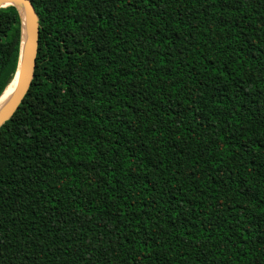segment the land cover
I'll list each match as a JSON object with an SVG mask.
<instances>
[{"label":"trees","instance_id":"obj_1","mask_svg":"<svg viewBox=\"0 0 264 264\" xmlns=\"http://www.w3.org/2000/svg\"><path fill=\"white\" fill-rule=\"evenodd\" d=\"M29 1L0 264H264V0ZM20 38L0 9V97Z\"/></svg>","mask_w":264,"mask_h":264},{"label":"water","instance_id":"obj_2","mask_svg":"<svg viewBox=\"0 0 264 264\" xmlns=\"http://www.w3.org/2000/svg\"><path fill=\"white\" fill-rule=\"evenodd\" d=\"M7 7H13L19 15L21 38L19 63L14 79L12 80V82L16 81V87L10 103L0 112V128L4 123L10 120L29 90L33 79L39 37L38 17L29 0H0V9ZM20 12L23 13L25 18L24 29Z\"/></svg>","mask_w":264,"mask_h":264},{"label":"bare ground","instance_id":"obj_3","mask_svg":"<svg viewBox=\"0 0 264 264\" xmlns=\"http://www.w3.org/2000/svg\"><path fill=\"white\" fill-rule=\"evenodd\" d=\"M21 17H22V24H23V29L25 28V18L22 12ZM16 87V81H13L4 91L2 96L0 97V112H2L10 103L11 98L13 96L14 90Z\"/></svg>","mask_w":264,"mask_h":264}]
</instances>
